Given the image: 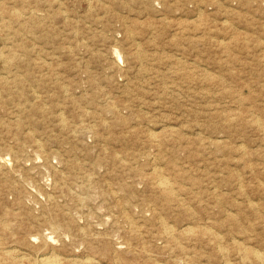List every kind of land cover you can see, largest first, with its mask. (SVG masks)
<instances>
[{"label": "rangeland", "instance_id": "1", "mask_svg": "<svg viewBox=\"0 0 264 264\" xmlns=\"http://www.w3.org/2000/svg\"><path fill=\"white\" fill-rule=\"evenodd\" d=\"M0 29V38L2 39L0 40V75H2L0 77V96H2L0 97V109L2 110H0V125L7 123L3 124L2 127L0 126V131L2 130L0 140L3 141L2 143L0 141V147L3 148H0V150L4 151L0 152V195L6 192L0 196L3 203H0V208L4 211L0 209V256L6 259L0 257V262L4 261L0 264L6 262V264H42L40 262L42 258H51L55 264H104L103 262L106 264H143V262L145 264H264V0H0ZM5 39L7 40L5 41ZM14 54L16 55L14 56ZM17 55L19 56L17 57ZM7 60L13 65L8 63ZM57 80L61 85L58 84ZM43 83L45 87L42 86ZM61 87L63 88L61 89ZM18 88L19 90H17ZM69 90L71 91L69 92ZM103 94L105 95L103 96ZM82 100H85V102L83 103ZM104 100L107 103L103 102ZM57 102L58 104H56ZM74 102L76 104L80 103L79 105L82 106L80 107L78 104L77 106ZM93 102L94 104H92ZM39 105L41 109L38 107ZM58 105L63 108H59ZM70 105L74 106V109ZM64 106H66V109ZM79 107L81 110L77 109ZM102 107L103 111L112 110L115 116L112 115L111 111H105L107 114L101 112ZM122 107H125L126 110ZM88 108L91 110H88ZM52 110L55 111V114L52 113ZM58 110L60 111L57 113ZM49 111L52 115H44L45 118H43L44 113L47 112L46 115L50 114ZM38 113L39 116L37 117ZM56 114H58L57 119ZM107 117H109V120H106ZM87 118L89 119L87 120ZM116 118H119L120 121L126 118L124 122L129 123L122 122L120 124V121ZM69 120L70 124L67 123ZM72 120L73 122H71ZM102 121L104 122L102 123ZM105 122L108 123L105 124ZM16 124L18 125L16 126ZM80 124L81 126H79ZM92 124L96 126V128L93 126L95 129H92ZM104 124L106 125L105 130ZM67 125L72 130L68 129ZM118 125L120 126L118 127ZM62 126H67V129L65 127L63 130ZM88 127L90 128L88 129ZM48 129L51 133H54L52 136ZM90 129L94 131L92 132ZM127 129L129 135L124 134L127 133ZM86 130L89 132H85ZM78 131L82 134L85 132L83 135L85 137L82 136L81 138L82 134L78 135ZM122 132L124 133L122 134ZM86 134L88 135L86 136ZM104 135L109 138V141L102 138ZM92 136L94 137L91 138ZM135 136L138 137L135 138ZM66 137L68 138L66 139ZM72 137H76L77 139H74L77 141L74 142L75 140ZM112 137L115 139L113 140ZM11 138L12 141H10ZM52 140L54 141L52 142ZM60 141L62 144L59 143ZM96 142L99 144L95 148ZM64 143L68 147L64 146ZM16 145L21 149L14 148ZM73 147L77 149L74 151ZM30 148L34 149L35 153ZM91 148H94V152ZM105 148L106 150H104ZM37 149L39 151L36 152ZM86 149L87 151H85ZM110 149L112 151H109ZM9 150L11 151L9 152ZM15 150L16 152H14ZM12 151L16 154H10ZM75 152L77 153L75 154ZM5 153L8 154L5 156ZM50 154L52 155L51 158H49ZM58 154L59 157H57ZM128 156H130V159ZM24 157L28 160H24ZM96 158H99L98 163H102L99 164L103 167L97 166ZM33 159L35 160L33 161ZM37 159L42 160V162ZM111 159L114 162H111ZM87 160H89V163ZM115 160H117L116 163ZM76 161L79 163H76ZM103 161H105V166ZM8 163L12 165L8 166ZM67 166H69V169ZM84 166L88 171L85 170ZM95 166L94 171L91 167L94 168ZM33 167L38 170L36 168L34 170ZM123 167L126 169L122 170ZM74 168H76L75 171ZM82 169L86 172L81 171ZM111 169H113V172ZM116 170L125 175H121ZM77 171L80 173L78 174ZM126 171L128 173H125ZM168 171H171L172 174ZM4 172H6V175L3 174ZM135 172H137V175L140 173L146 178L144 176L139 177L142 176L140 174L137 176ZM40 173L42 174L40 175ZM92 173H97L99 176L97 174L86 175ZM109 175L113 179L116 177L115 181ZM126 175L133 177L128 176L129 178L126 179ZM177 175L180 177L179 179ZM8 177L16 181L14 182L12 179L11 181ZM85 178L88 181L83 186L86 183ZM104 178L106 181L112 180V182H105ZM123 178L128 183L123 182ZM98 179H101V182L95 181ZM1 180L5 184L1 183ZM66 180L67 182H64ZM80 180L82 183L79 182ZM8 182L9 184H7ZM121 182L123 187H121ZM89 184L95 188H91ZM42 186L44 188H39ZM101 187L104 188L101 189ZM113 187L115 189L112 190ZM117 187H120V190L123 188L125 191L117 190ZM130 190H132V194L129 192ZM133 191L135 192L133 193ZM141 191L142 193H140ZM30 193H33L32 196ZM7 195H9V198H7ZM71 195H74V197ZM159 195L163 197L159 198ZM123 196L126 199H122ZM165 197L166 200H169L166 201ZM3 198L9 199V201ZM73 198L74 200H72ZM93 199L96 200L93 201ZM175 199L179 200L176 201L177 204ZM81 201L83 204H79ZM146 201L152 202L146 203ZM163 201L168 202V206ZM15 202L16 205H14ZM92 202L97 203L93 204ZM103 203L105 204L102 206ZM138 203L139 206L145 207L139 209ZM114 204L116 207H114ZM32 206L34 209H31ZM168 207L171 209H168ZM70 208L71 212L68 210ZM98 208L99 211L97 212L96 209L98 210ZM131 209L132 213H130ZM142 210L146 215L141 213ZM74 211L78 214H72ZM120 211L123 214V219H126L125 222H123V219L120 221L119 217H122ZM180 211L183 213H180ZM6 212L10 213L9 217ZM88 213L94 215L90 216ZM152 213L154 218H151ZM6 214L7 216H5ZM116 214L120 215L117 216ZM180 214H183L182 217H180ZM1 216H5V219ZM190 216H192V220ZM12 218L17 219V222H14L15 220ZM45 219H48V222L44 221ZM150 220L152 223H150ZM11 221L17 224L14 225L13 223V226L10 223ZM98 222L102 225H97ZM112 222L113 224H110ZM77 223L80 226H77ZM84 223L85 225H83ZM42 224H45V226H42ZM93 224L98 227V230ZM161 225L163 226L162 233L158 231L159 228L161 229ZM81 226H86L84 229L87 228V230H84ZM8 228L10 232L7 230ZM27 228H30V230ZM120 228L123 230H120ZM11 229L14 231H11ZM15 229L18 231H15ZM111 229H116V233ZM65 230L66 232H64ZM27 233L29 238L26 236ZM33 233L37 234L32 235ZM100 233H103V235H100ZM112 233L117 235L113 234L112 236ZM109 235L113 237V240ZM72 236L75 237L72 238ZM135 236L140 238H135ZM123 240L126 242L123 243ZM80 241H82L81 244L78 243ZM62 242L65 244L63 245ZM149 242H151V245ZM73 243L78 245L74 247ZM68 245L69 248H66ZM30 246H32L31 249ZM41 247L43 248L40 250ZM63 247L66 248L65 251ZM99 249L103 253H100ZM44 250L48 251V254ZM141 250L143 254L145 253L144 256H147L146 258L141 257ZM39 251L41 252L39 253ZM106 251H111V253ZM72 252H74V255ZM96 252L101 256L96 257L95 255H98ZM126 252L128 254L133 252L134 257ZM119 253L125 256H120ZM65 254L66 257H63ZM89 254L90 256H88ZM80 255H84V257L82 258ZM116 255L120 257L118 258ZM108 259L110 262H108Z\"/></svg>", "mask_w": 264, "mask_h": 264}, {"label": "bare ground", "instance_id": "2", "mask_svg": "<svg viewBox=\"0 0 264 264\" xmlns=\"http://www.w3.org/2000/svg\"><path fill=\"white\" fill-rule=\"evenodd\" d=\"M18 2H19V1H18ZM20 3H21V2H20ZM22 3H23V2H22ZM21 7H22V6H21ZM28 10H29V9H28ZM31 10H32V8H31ZM33 10H34V9H33ZM32 12H33V11H32ZM20 13H21V11H20ZM23 13H24V12H23ZM27 13H28V12H27ZM18 15H19V14H18ZM32 16H34V15H32ZM32 19H33V18H32ZM29 20H30V19H29ZM38 20H39V19H38ZM38 20H37V21H38ZM41 20H42V19H41ZM41 20H40V21H41ZM43 20H44V19H43ZM32 21H33V20H32ZM66 23H67V22H66ZM39 24H40V23H39ZM41 24H42V23H41ZM25 26H26V25H25ZM24 28H25V27H24ZM0 30H1V29H0ZM2 32H3V31H2ZM37 33H38V32H37ZM1 35H2V34H1ZM47 36H48V35H47ZM0 40H2V39L0 38ZM6 40H7V39H5V41H6ZM14 40H15V39H14ZM2 44H3V43H2ZM9 44H10V43H9ZM12 45H13V44H12ZM0 47H1V46H0ZM1 50H2V49H1ZM7 53H8V52H7ZM11 53H12V52H11ZM117 53H118V52H117ZM6 55H7V54H6ZM8 55H9V53H8ZM15 55H16V54H14V56H15ZM116 55H117V54H116ZM18 56H19V55H17V57H18ZM17 57H16V58H17ZM19 58H20V57H19ZM117 58H118V57H117ZM119 58H120V56H119ZM20 60H21V59H20ZM1 61H2V60H1ZM3 61H4V59H3ZM7 61H8V63H11V62H9V60H7ZM7 61H6V62H7ZM117 61H118V60H117ZM17 62H18V60H17ZM23 62H24V61H23ZM3 63H4V62H3ZM3 63H2V64H3ZM11 64L13 65V63H11ZM7 65H8V64H7ZM2 66H3V65H2ZM23 66H24V65H23ZM1 68H2V67H1ZM3 68H5V67L3 66ZM7 68H8V67H7ZM8 69H9V68H8ZM14 69H15V68H14ZM15 70H16V69H15ZM6 73H7V72H6ZM6 73H3V74H6ZM14 74H15V73H14ZM20 74H21V73H20ZM6 75H7V74H6ZM6 75H5V76H6ZM1 76H2V75H0V77H1ZM17 76H20V75H17ZM20 77H21V76H20ZM58 77H59V75H58ZM2 78H3V77H2ZM2 78H1V79H2ZM16 78H17V77H16ZM23 78H24V77H23ZM10 79H11V78H10ZM12 80H13V79H12ZM24 80H25V78H24ZM58 80H59V79H58ZM58 80H57V81H58ZM3 81L6 82V80H4V79H3ZM10 81H11V80H10ZM43 81H44V80H43ZM45 81H46V80H45ZM45 81H44V82H45ZM54 81H55V80H54ZM57 81H56V82H57ZM34 82H35V81H34ZM52 82H53V81H52ZM90 82H91V81H90ZM8 83L10 84L9 79H8ZM8 83H7V84H8ZM26 83H27V82H26ZM53 83H55V82H53ZM9 84H8V85H9ZM19 84H20V83H19ZM51 84H52V83H51ZM51 84H50V85H51ZM58 84H60L59 81H58ZM58 84H57V86H58ZM5 85H6V84H5ZM38 85H39V84H38ZM40 85H41V84H40ZM45 85H46V84H45ZM60 85H61V84H60ZM62 85H63V84H62ZM14 86H15V85H14ZM42 86H44V83H43ZM51 86H52V85H51ZM69 86H70V84L68 85V88H69ZM7 87H8V86H7ZM32 87H33V86H32ZM44 87H45V86H44ZM58 87H59V86H58ZM58 87H57V88H58ZM66 87H67V86H66ZM5 88H6V87H5ZM8 88H9V87H8ZM57 88H56V89H57ZM62 88H63V87H61V89H62ZM64 88H65V87H64ZM68 88H67V89H68ZM15 89H16V88H15ZM30 89H31V87H30ZM34 89H35V88H34ZM49 89H50V88H49ZM17 90H19V88H18ZM35 90H37V89H35ZM95 90H96V89H95ZM15 91H16V90H15ZM38 91H39V90H38ZM38 91H37V92H38ZM70 91H71V90H69V92H70ZM98 91H99V90H98ZM33 92H34V91H33ZM63 92H64V91H63ZM69 92H67V93H69ZM94 92H95V91H94ZM99 92H101V91H99ZM99 92H98V93H99ZM2 93H3V92H2ZM2 93H1V94H2ZM10 93H11V92H10ZM54 93H55V91H54ZM54 93H53V95H54ZM57 93H58V92H57ZM60 93H61V92H60ZM103 93H104V92H103ZM7 94H8V93H7ZM19 94H20V93H19ZM70 94H71V93H70ZM92 94H93V93H92ZM92 94H91V95H92ZM3 95H5V94H3ZM40 95H41V94H40ZM53 95H52V96H53ZM85 95H86V94H85ZM85 95H84V96H85ZM94 95H96V94L94 93ZM104 95H105V94H103V96H104ZM7 96H8V95H7ZM9 96H10V95H9ZM65 96H67V95H65ZM69 96H70V95H69ZM81 96H82V95H81ZM88 96H89V95H88ZM0 97H2V96H0ZM14 97H15V96H14ZM70 97H72V96H70ZM70 97H69V98H70ZM93 97H96V96H93ZM97 97H98V96H97ZM101 97H102V96H101ZM105 97H106V96H105ZM7 98H8V97H7ZM15 98H16V97H15ZM34 98H35V97H34ZM39 98H40V97H39ZM81 98H82V97H81ZM87 98H88V97H87ZM90 98H92V97H90ZM99 98H100V97H99ZM0 99H1V98H0ZM23 99H24V98H23ZM29 99H30V97H29ZM42 99H43V98H42ZM42 99H41V100H42ZM84 99H85V98H84ZM97 99H98V98H97ZM7 100H8V99H7ZM11 100H12V98H11ZM37 100H38V98H37ZM57 100H58V99H57ZM70 100H71V99H70ZM75 100H76V99H75ZM91 100H92V99H91ZM102 100H103V98H102ZM102 100H101V101H102ZM50 101H53V100H50ZM58 101H59V100H58ZM64 101H65V100H64ZM94 101H95V100H94ZM101 101H100V102H101ZM70 102H72V101H70ZM77 102H79V101H77ZM82 102L84 103L85 100H82ZM103 102H106V103H107V101H105V100H104ZM118 102H119V101H118ZM40 103H43V102H40ZM47 103H48V101H47ZM63 103H64V102H63ZM67 103H68V102H67ZM67 103H66V104H67ZM72 103H73V102H72ZM87 103H88V102H87ZM109 103H110V102H109ZM8 104H9V103H8ZM26 104H27V103H26ZM36 104H37V103H36ZM38 104H39V103H38ZM43 104H44V103H43ZM56 104H58V102H57ZM68 104H69V103H68ZM74 104H76V103L74 102ZM74 104H73V105H74ZM77 104L79 105L80 103H77ZM77 104H76V105H77ZM92 104H94V102H93ZM98 104H99V102L97 103V105H98ZM115 104H116V103H115ZM124 104H125V103H124ZM51 105H52V104H51ZM51 105H50V106H51ZM53 105H54V104H53ZM53 105H52V106H53ZM61 105H62V104H61ZM78 105H77V106H78ZM89 105H91V104L89 103ZM118 105H119V104H118ZM122 105H123V104H122ZM126 105H127V104H126ZM4 106H5V105H4ZM50 106H49V107H50ZM70 106L72 107V105H70ZM79 106H80V105H79ZM81 106H82V105H81ZM81 106H80V107H81ZM100 106H102V105H100ZM109 106H110V104H109ZM115 106H116V105H115ZM124 106H125V105H124ZM15 107H16V106H15ZM20 107H21V106H20ZM20 107H19V108H20ZM36 107H37V105L35 106V109H36ZM38 107H40V109H41V106H40V105H39ZM58 107L60 108V107H62V106H59V105H58ZM65 107H66V106H64V108H65ZM73 107H74V106H73ZM73 107H72V108H73ZM80 107L77 108V109H80ZM85 107H86V106H85ZM98 107H99V105H98ZM98 107H97V108H98ZM106 107H107V106H106ZM118 107H121V106H118ZM126 107H127V106H126ZM6 108H7V107H6ZM19 108H18V109H19ZM23 108H25V107H23ZM23 108H22V109H23ZM50 108H52V107H50ZM62 108H63V107H62ZM67 108H68V107H67ZM91 108L93 109V106H92ZM104 108H105V107H104ZM122 108H124V110H126L125 107H122ZM10 109H11V108H10ZM22 109H21V110H22ZM32 109H33V108H32ZM38 109H39V108H38ZM40 109H39V110H40ZM65 109H66V108H65ZM65 109H64V110H65ZM73 109H74V108H73ZM89 109H90V108H88V110H89ZM99 109H100V108H99ZM120 109H121V108H120ZM0 110H1V109H0ZM26 110H27V109H26ZM26 110H25V111H26ZM53 110H54V109H53ZM53 110H52V113L55 112V111L53 112ZM61 110H62V109H61ZM64 110H63V111H64ZM75 110H76V109H75ZM80 110H81V109H80ZM82 110H83V109H82ZM90 110H91V109H90ZM122 110H123V109H122ZM1 111H2V110H1ZM7 111H8V110H7ZM32 111H33V110H32ZM32 111H31V112H32ZM43 111H44V110H43ZM47 111H48V110H47ZM50 111H51V110H50ZM50 111H49V112H50ZM59 111H60V110H58V111H56V112L58 113ZM67 111H68V110H67ZM83 111H84V110H83ZM85 111H86V110H85ZM92 111H93V110H92ZM98 111H99V110H98ZM100 111H101V110H100ZM105 111H106V112L111 111V113H112V110H109V111L105 110ZM105 111H103V107H102V111H101V112H105ZM8 112H9V111H8ZM8 112H7V113H8ZM27 112H29V111H27ZM41 112H42V110H41ZM41 112H40V113H41ZM77 112H78V111H77ZM106 112H105V113H106ZM121 112H122V111H121ZM7 113H6V114H7ZM43 113H44V112H43ZM46 113H47V112H46ZM46 113L43 114V116H42L43 118H45L44 115H45V116H50V115H52L51 112H50L49 115H46ZM71 113H72V112H71ZM73 113H74V112H73ZM82 113H83V112H82ZM84 113H85V112H84ZM88 113H89V112H88ZM111 113H110V114H111ZM2 114H3V113H2ZM4 114H5V113H4ZM6 114H5V115H6ZM54 114H55V113H54ZM61 114H62V113H61ZM61 114H60V115H61ZM77 114H78V113H77ZM100 114L103 115L102 113H100ZM106 114H107V113H106ZM113 114H114V112L112 113V115H113ZM117 114H118V113H117ZM8 115H9V113H8ZM12 115L14 116V114H12ZM15 115H16V114H15ZM30 115H31V114H30ZM79 115H80V113H79ZM84 115H85V114H84ZM84 115H83V116H84ZM92 115H93V112H92ZM92 115H91V116H92ZM96 115H97V114L95 113V116H96ZM98 115H99V113H98ZM38 116H39V113H38L37 117H38ZM53 116H54V115H53ZM57 116H58V114H56V119H57ZM64 116H65V115H64ZM74 116H75V114H74ZM88 116H89V115H88ZM99 116H100V115H99ZM103 116H104V115H103ZM107 116H108V115H107ZM113 116H115V115H113ZM116 116H117V115H116ZM122 116H123V115H122ZM62 117H63V116H62ZM75 117H76V116H75ZM104 117H105V116H104ZM109 117H110V116H109ZM109 117H107L106 120H107ZM128 117H129V116H128ZM3 118H4V117H3ZM3 118H2V119H3ZM10 118H13V117H10ZM10 118H8V119H10ZM14 118H15V117H14ZM52 118H53V117H52ZM59 118H60V117H59ZM63 118H64V117H63ZM81 118H82V116H81ZM89 118H90V116H89ZM89 118H87V120H88ZM92 118H94V117H92ZM120 118H121V117H120ZM50 119H51V117H50ZM53 119L56 120L55 118H53ZM96 119H97V118H96ZM116 119H117V118H116ZM125 119H126V118H125ZM125 119H124V120H125ZM128 119H130V118H128ZM128 119H127V120H128ZM42 120H43V119H42ZM42 120H41V121H42ZM63 120H64V119H63ZM79 120H80V119H79ZM82 120H83V119H82ZM82 120H81V121H82ZM102 120H103V119H102ZM104 120H105V118H104ZM108 120H109V119H108ZM117 120H119V118H118ZM124 120H123V121H122V120H121V121L119 120V121H120V124H121L122 122H124ZM1 121H2V120H1ZM16 121H17V119H16ZM18 121H19V120H18ZM29 121H30V120H29ZM48 121H49V120H48ZM59 121H60V120H59ZM59 121H58V122H59ZM64 121H65V120H64ZM95 121H97V120H95ZM115 121H116V120H115ZM119 121H118V122H119ZM129 121H130V120H129ZM10 122H11V119H10ZM19 122H20V121H19ZM45 122H46V121H45ZM54 122H55V121H54ZM58 122H56V123L59 124ZM60 122H61V121H60ZM69 122H70V120H69L67 123H69ZM71 122H73V120H72ZM83 122H84V121H83ZM100 122H101V121H100ZM100 122H99V123H100ZM103 122H104V121H102V123H103ZM108 122H109V121H108ZM108 122H105V124H107ZM2 123H3V122H2ZM2 123H1V124H2ZM11 123H13V122H11ZM20 123H21V122H20ZM25 123H26V121H25ZM33 123H34V122H33ZM40 123H41V122H40ZM65 123H66V122H65ZM87 123H88V125H89V122H88V121H87ZM87 123H86V124H87ZM91 123H92V122H91ZM91 123H90V124H91ZM94 123H95V122H94ZM102 123H101V124H102ZM113 123H114V121L112 122V124H113ZM124 123H125V122H124ZM124 123H123V124H124ZM127 123H129V122H127ZM127 123H125V124H127ZM3 124H7V123H3ZM3 124L0 125V126L2 127ZM14 124H15V123H14ZM14 124H13V125H14ZM42 124H43V123H42ZM69 124H70V123H69ZM86 124H85V125H86ZM105 124H104V125H105ZM115 124H117V123L115 122ZM9 125H10V124H9ZM17 125H18V124H16V126H17ZM43 125H44V124H43ZM108 125H109V124H108ZM5 126H8V125H5ZM14 126H15V125H14ZM30 126H31V125H30ZM44 126H45V125H44ZM53 126H55V125H53ZM58 126H59V125H58ZM58 126H56V127H58ZM67 126H68V125H67ZM67 126H64V127L62 126V127H63V130H64L65 127H66L65 129H67ZM79 126H81V124H80ZM91 126L93 127V126H95V125L92 124ZM97 126H98V124H97ZM100 126H102V125H100ZM111 126H112V125H111ZM119 126H120V125H118V127H119ZM121 126H122V125H121ZM248 126H249V125H248ZM10 127H11V126H10ZM12 127H13V126H12ZM21 127H22V126H21ZM27 127H28V126H27ZM48 127H50V126H48ZM56 127H55V128H56ZM60 127H61V126H60ZM71 127H73V126H71ZM85 127H86V126H85ZM85 127H84V130H85ZM92 127H91V128H92ZM105 127H106V125L104 126V130H105ZM116 127H117V126H116ZM3 128H4V127H3ZM3 128H2V129H3ZM15 128H16V127H15ZM24 128H26V127H24ZM24 128H23V129H24ZM55 128H54V129H55ZM86 128H87V127H86ZM89 128H90V127H88V129H89ZM95 128H96V126H95ZM95 128L93 127L92 129H95ZM113 128H114V127H113ZM113 128H112V129H113ZM11 129H13V128H11ZM20 129H21V128H20ZM46 129H47V127H46ZM54 129H53V131H54ZM68 129H70L69 126H68ZM81 129H83V128H81ZM88 129H87V130H88ZM106 129H107V128H106ZM110 129H111V128H110ZM128 129H129V128H128ZM128 129H127V133H128V134H127V133H124V132H122V134L124 133V134H126V135H129ZM28 130L30 131L29 128H28ZM33 130H34V129H33ZM51 130H52V129H51ZM61 130H62V129H61ZM61 130H60V131H61ZM63 130H62V131H63ZM70 130H72V129H70ZM84 130H83V131H84ZM87 130H86L85 132H89V131H87ZM90 130H91V129H90ZM99 130H100V128H99ZM99 130H98V131H99ZM108 130H109V129H108ZM124 130H125V129H124ZM124 130H123V131H124ZM1 131H2V130H1ZM1 131H0V132H1ZM8 131H9V129H8ZM8 131H7V132H8ZM12 131H13V130H12ZM14 131H15V130H14ZM25 131L27 132V130H25ZM48 131H49V133H51L49 129H48ZM58 131H59V130H58ZM62 131H61V133H62ZM91 131H92V130H91ZM91 131H90V133H91ZM93 131H94V130H93ZM93 131H92V132H93ZM96 131H97V129H96ZM16 132H17V130H16ZM54 132H55V131H54ZM69 132H70V131H69ZM73 132H75V131H73ZM85 132L82 134L81 132L78 131L77 134H78V135H81V134H82V135H81V138H82V136L85 134ZM28 133H29V132H28ZM33 133H34V132H33ZM59 133H60V132H59ZM65 133H66V131H65ZM70 133H72V132H70ZM80 133H81V134H80ZM5 134H6V133H5ZM12 134H13V132H12ZM19 134H20V133H19ZM21 134H22V133H21ZM31 134H32V132H31ZM52 134H54V133H51V136H52ZM63 134H64V133H63ZM67 134H68V133H67ZM67 134H66V135H67ZM94 134H95V133H94ZM94 134H93V135H94ZM96 134H97V132H96ZM98 134H100V133H98ZM113 134H114V133H113ZM122 134H120V135H122ZM132 134H133V133H132ZM134 134H135V133H134ZM134 134H133V135H134ZM155 134H157V133H155ZM1 135H2V134H1ZM15 135H16V134H15ZM25 135H26V134H25ZM35 135H36V134H35ZM35 135H34V136H35ZM60 135H61V134H60ZM70 135H71V134H70ZM72 135H73V134H72ZM87 135H88V134H86V136H87ZM89 135H91V134H89ZM102 135H103V134H102ZM105 135H106V134H105ZM105 135H104V137H102V138H105V140L107 139V141H109V140H108L109 138H106ZM109 135H110V133H109ZM120 135H119V136H120ZM28 136H29V135H28ZM28 136H27V137H28ZM34 136H32V137L34 138ZM53 136H54V135H53ZM57 136H58V135H57ZM100 136H101V134H100ZM154 136H155V135H154ZM2 137H3V136H2ZM8 137H9V136H8ZM12 137H13V135H12ZM14 137H15V136H14ZM54 137L56 138V136H54ZM68 137H69V136H68ZM68 137H66V139H67ZM83 137H85V136H83ZM93 137H94V136H92L91 138H93ZM96 137H97V135H96ZM113 137H114V136H113ZM113 137H112V139H113ZM122 137H123V136H122ZM133 137H134V136H133ZM136 137H138V136H135V138H136ZM5 138H6V137H5ZM35 138H36V137H35ZM62 138H63V137H62ZM72 138H73V137H72ZM74 138H76V137H74ZM74 138H73V139H74ZM78 138H79V136H78ZM99 138H101V137H99ZM102 138H101V140H102ZM157 138H158V136H157ZM7 139H8V138H7ZM15 139H16V138H15ZM15 139H14V140H15ZM29 139H30V138H29ZM29 139H28V140H29ZM36 139H37V138H36ZM66 139H65V140H66ZM76 139H77V138H76ZM94 139H97V138H94ZM114 139H115V138H114ZM114 139H113V140H114ZM152 139H153V137H152ZM12 140H13V139L11 138L10 141H12ZM28 140H27V141H28ZM30 140H31V139H30ZM44 140H45V139H44ZM54 140H55V139H54ZM54 140H52V142H53ZM56 140H57V139H56ZM69 140H71V139H69ZM74 140H75V139H74ZM84 140H85V139H84ZM84 140H83V141H84ZM158 140H159V139H158ZM0 141H1V140H0ZM5 141H6V140H5ZM34 141H35V140H34ZM76 141H77V140H75L74 142H76ZM81 141H82V140H81ZM122 141H123V140H122ZM124 141H125V139H124ZM129 141H130V140H129ZM153 141H154V139H153ZM166 141H167V140H166ZM2 142H3V141H1V143H2ZM15 142H16V141H15ZM21 142H22V141H21ZM30 142H31V141H30ZM32 142H33V141H32ZM32 142H31V143H32ZM35 142H36V141H35ZM41 142H42V141H41ZM71 142H72V141H71ZM85 142H87V141H85ZM85 142H84V143H85ZM99 142H100V140H99ZM103 142H104V141H103ZM127 142H128V141H127ZM164 142H165V139H164ZM28 143H29V142H28ZM33 143H34V142H33ZM43 143H44V142H43ZM43 143H42V144H43ZM56 143H57V142H56ZM59 143H61V141H60ZM129 143L131 144V142H129ZM157 143H159V142H157ZM20 144H22V143H20ZM45 144H46V143H45ZM45 144H44V145H45ZM54 144H55V143H54ZM61 144H62V143H61ZM79 144H80V143H79ZM81 144H82V143H81ZM85 144H86V143H85ZM97 144H99V143L96 142L95 148H96V146H98ZM100 144H102V143H100ZM104 144H105V142H104ZM8 145H9V144H8ZM8 145H7V146H8ZM10 145H11V144H10ZM18 145H19V144H18ZM22 145H23V144H22ZM28 145L30 146L31 144H28ZM36 145H37V144H36ZM39 145H40V144H39ZM57 145H58V144H57ZM63 145L68 147V145H67V144L65 145V143H64ZM88 145H89V144H88ZM93 145H94V143H93ZM105 145H107V144H105ZM4 146H5V144H4ZM25 146H27V145L25 144ZM46 146H47V145H46ZM61 146H62V145H61ZM19 147H20V146H19ZM22 147H24V146H22ZM27 147H28V146H27ZM33 147H35V146H33ZM33 147H32V148H33ZM39 147H41V146H39ZM42 147H44V146H42ZM75 147H76V146H75ZM91 147H93V146H91ZM100 147H102V146H100ZM104 147H106V146H104ZM109 147H110V146H109ZM0 148H2V147H0ZM14 148H18L17 145H16V147H14ZM24 148H25V147H24ZM28 148H29V147H28ZM32 148H30V149L33 150L32 152L35 153L34 149H32ZM36 148H37V147H36ZM78 148H79V147H78ZM82 148H83V146H82ZM88 148H89V146H88ZM106 148H107V147H106ZM106 148H105L104 150H106ZM2 149H3V148H2ZM18 149H21V148H18ZM18 149H17V151H20V150H18ZM38 149H39V148H38ZM38 149L36 150V152L39 151ZM56 149H57V148H56ZM64 149L66 150V148H64ZM68 149H69V148H68ZM76 149H77V148H76ZM76 149H74V147H73V150H74V151H75ZM91 149H92V151L94 150V148H91ZM97 149H98V148H97ZM99 149H100V148H99ZM108 149H109V148H108ZM130 149H131V148H130ZM130 149H129V150H130ZM11 150H12V149H11ZM11 150H9V152H10ZM28 150H29V149H28ZM49 150H50V148H49ZM52 150H53V149H52ZM82 150H83V149H82ZM82 150H81V151H82ZM23 151H24V150H23ZM26 151H27V150H26ZM29 151H30V150H29ZM42 151H44V150H42ZM79 151H80V150H79ZM85 151H87V149H86ZM98 151H100V150H98ZM98 151H97V152H98ZM109 151H112V150L110 149ZM123 151H124V150H123ZM0 152H4V151H1V150H0ZM14 152H16V150H15ZM20 152H21V151H20ZM57 152H58V151H57ZM57 152H55V153H57ZM77 152H78V151H77ZM77 152H75V154H76ZM82 152H83V151H82ZM93 152H94V151H93ZM103 152H104V151H103ZM125 152H127V151H125ZM131 152H132V151H131ZM135 152H137V151H135ZM12 153H13V151H12L10 154H12ZM27 153H29V152H27ZM34 153H33V155H34ZM44 153H45V152H44ZM46 153H47V152H46ZM51 153H53V152H51ZM86 153H88V152H86ZM101 153H102V152H101ZM109 153H110V152H109ZM113 153H114V152H113ZM122 153H124V152H122ZM6 154H8V153H5V156H6ZM13 154H16V153H13ZM23 154H24V153H23ZM25 154H26V153H25ZM31 154H32V153H31ZM38 154H39V153H38ZM71 154H72V153H71ZM73 154H74V153H73ZM83 154H84V153H83ZM89 154H90V153H89ZM95 154H96V153H95ZM98 154H99V153H98ZM98 154H97V155H98ZM103 154H104V153H103ZM105 154H106V153H105ZM126 154H127V153H126ZM126 154H125V156H126ZM131 154L133 155V153H131ZM0 155H1V153H0ZM26 155H27V154H26ZM35 155H36V154H35ZM43 155H44V154H43ZM43 155H42V156H43ZM48 155H49V153H48ZM48 155H47V156H48ZM81 155H82V154H81ZM100 155H101V154H100ZM107 155H108V154H107ZM109 155H110V154H109ZM123 155H124V154H123ZM2 156H3V155H2ZM14 156L16 157V155H14ZM37 156H38V155H37ZM37 156H36V157H37ZM44 156H45V155H44ZM51 156H52V155L50 154L49 158H51ZM62 156H63V155H62ZM87 156H88V155H87ZM87 156H85V157H87ZM89 156H90V155H89ZM95 156H96V155H95ZM7 157H8V155H7ZM11 157H12V156H11ZM55 157H56V155H55ZM57 157H59V154H58ZM66 157H67V156H66ZM71 157H72V156H71ZM76 157H78V156H76ZM96 157H97V156H96ZM98 157H100V156H98ZM107 157H108V156H107ZM113 157H115V156H113ZM117 157H118V156H117ZM129 157H130V156H128V158H129ZM135 157H137V156H135ZM135 157H134V158H135ZM22 158H23V157H22ZM24 158H25L24 160L27 159L26 157H24ZM29 158H31V157H29ZM32 158H33V157H32ZM46 158H47V157H46ZM52 158H53V157H52ZM61 158H62V157H61ZM63 158H64V157H63ZM67 158H68V157H67ZM82 158H83V157H82ZM87 158L89 159V157H87ZM87 158H86V159H87ZM131 158L133 159L132 156H131ZM12 159H13V157H12ZM20 159H21V158H20ZM43 159H45V158H43ZM74 159H75V158H74ZM80 159H81V158H80ZM80 159H79V160H80ZM94 159H95V158H94ZM96 159H97V158H96ZM98 159H99V158H98ZM98 159H97V163H98ZM103 159H104V158H103ZM105 159H106V158H105ZM109 159H110V157H109ZM114 159H116V157H115ZM114 159H113V160H114ZM126 159H127V156H126ZM129 159H130V158H129ZM157 159H158V158H157ZM17 160H18V159H17ZM24 160H23V161H24ZM27 160H28V159H27ZM29 160H30V159H29ZM34 160H35V159H33V161H34ZM37 160L39 161L40 159H37ZM49 160H50V159H49ZM51 160H52V159H51ZM51 160H50V161H51ZM77 160H78V159H77ZM82 160H83V159H82ZM92 160H93V159H92ZM117 160H118V158H117ZM117 160H115V163H116ZM133 160H135V159H133ZM7 161H8V160H7ZM12 161H13V160H12ZM15 161H16V160H15ZM40 161L42 162V160H40ZM44 161H45V160H44ZM47 161H48V160H47ZM67 161H68V160H67ZM83 161H84V160H83ZM88 161H89V160H87V162H88ZM95 161H96V160H95ZM95 161H94V164H95ZM105 161H106V160H105ZM105 161H103V162H104V166H105ZM110 161H111V162H114V161H112V159H111ZM2 162H3V161H2ZM24 162H25V161H24ZM59 162H60V160H59ZM62 162H63V161H62ZM62 162H61V163H62ZM106 162L108 163V161H106ZM28 163L30 164V162H28ZM46 163H47V162H46ZM48 163H50V162L48 161ZM51 163H52V162H51ZM67 163H68V162H67ZM76 163H79V162L76 161ZM88 163H89V162H88ZM99 163H100V162H99ZM99 163L97 164V166L99 165V166L103 167V165H100V164H102V163H100V164H99ZM119 163H121V162H119ZM119 163H118V164H119ZM129 163H131V162H129ZM0 164H1V162H0ZM10 164H11V163H10ZM10 164L8 163V166H9ZM29 164H28V165H29ZM32 164H33V163H32ZM70 164H71V163H70ZM91 164H92V163H91ZM94 164H93V165H94ZM123 164H124V163H123ZM132 164H133V163H132ZM11 165H12V164H11ZM47 165H48V164H47ZM47 165H46V166H47ZM50 165H51V164H50ZM55 165H56V163H55ZM63 165H64V164H63ZM89 165H90V164H89ZM93 165H92V166H93ZM107 165H108V164H107ZM112 165H113V164H112ZM121 165H122V163H121ZM121 165H117V166L120 167ZM38 166H39V165H38ZM40 166H41V164H40ZM51 166H52V165H51ZM86 166H87V165H86ZM90 166H91V165H90ZM124 166H125V165H124ZM126 166H127V165H126ZM131 166H133V165H131ZM171 166H172V165H171ZM42 167H43V166H42ZM44 167H45V164H44ZM53 167H54V166H53ZM65 167H66V166H65ZM73 167H74V165H73ZM77 167H78V165H77ZM80 167H81V166H80ZM84 167H85V166H84ZM107 167H108V166H107ZM107 167H105V168L107 169ZM115 167H116V166H115ZM163 167H164V166H163ZM172 167H173V166H172ZM183 167H184V166H183ZM20 168H21V167H20ZM35 168H36V167H33L34 170H35ZM47 168H48V167H47ZM54 168H55V167H54ZM54 168H53V169H54ZM67 168L69 169V166H67ZM95 168H96V166H95L94 168L91 167V169H93V170H94ZM99 168H100V167H99ZM111 168H112V167H111ZM175 168H177V167H175ZM175 168H174V169H175ZM180 168H181V166H180ZM9 169H11V168H9ZM15 169H16V167H15ZM17 169H18V168H17ZM25 169H26V168H25ZM39 169H40V167H39ZM45 169H46V167H45ZM50 169H51V168H50ZM64 169H65V168H64ZM68 169H67V170H68ZM75 169H76V168H74V171H75ZM113 169H114V168H113ZM113 169H111L112 172H113ZM117 169H118V168H117ZM123 169H126V168L123 167L122 170H123ZM164 169H165V168H164ZM19 170H21V169H19ZM30 170H31V168H30ZM36 170H38V169L36 168ZM54 170H55V169H54ZM54 170H53V171H54ZM58 170H59V169H58ZM67 170H66V171H67ZM85 170H86V167H85ZM122 170H121V171H122ZM129 170H131V169H129ZM129 170H128V171H129ZM159 170H160V169H159ZM165 170H166V169H165ZM175 170H177V169H175ZM175 170H174V171H175ZM9 171H10V170H9ZM11 171H12V170H11ZM22 171H23V170H22ZM42 171H43V169H42ZM42 171H41V172H42ZM44 171H45V170H44ZM49 171H50V170H49ZM66 171H65V172H66ZM69 171H71V170H69ZM72 171H73V170H72ZM72 171H71V172H72ZM81 171H83V169H82ZM86 171H88V170H86ZM86 171H83V172H86ZM94 171H95V170H94ZM108 171H109V170H108ZM116 171H117V170H116ZM116 171H115V172H116ZM124 171H125V170H124ZM128 171H126L125 173H128ZM137 171H138V170H137ZM140 171H141V170H140ZM153 171H154V170H153ZM178 171H179V170H178ZM6 172H7V171H6ZM6 172H4L3 174H5ZM14 172H15V171H14ZM32 172H33V171H32ZM39 172H40V171H39ZM39 172H38V174H39ZM46 172H47V171H46ZM50 172H51V171H50ZM67 172H68V171H67ZM71 172H70V173H71ZM77 172H78V174L80 173L79 171H77ZM83 172H81V173H83ZM96 172H97V171H96ZM106 172H107V170H106ZM109 172H111V171H109ZM117 172H120V171L118 170ZM138 172H139V171H138ZM141 172H142V171H141ZM155 172H156V171H155ZM165 172H166V171H165ZM168 172L170 173L171 171H168ZM10 173H12V172H10ZM29 173H30V172H29ZM59 173H60V171H59ZM63 173H64V171H63ZM73 173H74V172H73ZM75 173H76V172H75ZM131 173H132V172H131ZM135 173H136V175H137V172H135ZM159 173H160V171H159ZM161 173H162V172H161ZM183 173H184V172H183ZM3 174H2V175H3ZM7 174H8V173H7ZM26 174H27V173H26ZM41 174H42V173H40V175H41ZM55 174H56V173H55ZM61 174H62V173H61ZM93 174H95V173H92V174H86V175L88 176V175H93ZM96 174H97V173H96ZM96 174H95V175H96ZM105 174H106V173H105ZM120 174L122 175V174H124V173H121V172H120ZM139 174H140V173H139ZM139 174H138L137 176H139ZM163 174H164V173H163ZM170 174H172V173H170ZM177 174H178V173H177ZM5 175H6V174H5ZM5 175H3V176L5 177ZM17 175H18V174H17ZM66 175H67V174H66ZM71 175H72V174H71ZM75 175H76V174H75ZM83 175H84V174H83ZM101 175H102V174H101ZM110 175H112V174H110ZM110 175H109V176H110ZM124 175H125V174H124ZM124 175H123V177H124ZM134 175H135V174H134ZM140 175H142V174H140ZM154 175H155V174H154ZM180 175H181V174H180ZM50 176H51V175H50ZM52 176H53V175H52ZM72 176H73V175H72ZM72 176H70V177H72ZM97 176H99V175L97 174ZM97 176H96V177H97ZM114 176H115V175H114ZM128 176L130 177V175H126V179H127ZM143 176H144V175L139 176V177H143ZM177 176H178V175H177ZM181 176H182V175H181ZM0 177H1V176H0ZM4 177H3V178H4ZM6 177H7V176H6ZM12 177H13V175H12ZM25 177H26V176H25ZM40 177H41V176H40ZM74 177H75V176H74ZM85 177H86V176H85ZM93 177H95V176H93ZM100 177H101V176H100ZM110 177H111V176H110ZM129 177H128V178H129ZM131 177H133V176H131ZM131 177H130V178H131ZM175 177H176V176H175ZM190 177H191V176H190ZM16 178H17V177H16ZM23 178H24V177H23ZM34 178H35V177H34ZM68 178H69V177H68ZM76 178H78L77 175H76ZM79 178H81V177H79ZM86 178H87V177H86ZM86 178H85V179H86ZM101 178H102V177H101ZM106 178H107V175H106ZM115 178H116V177H115ZM115 178H114V179H115ZM119 178H121V176H119ZM144 178H146V177L144 176ZM169 178H170V177H169ZM176 178H177V177H176ZM176 178H175V179H176ZM179 178H180V177L178 176V179H179ZM184 178H185V177H184ZM8 179H9V177H8ZM11 179L13 180V178H11ZM11 179H9V180H11ZM50 179H51V178H50ZM73 179H74V178H73ZM87 179H88V178H87ZM87 179H86V181H85L86 183H84L83 186L87 184V181H88ZM94 179H96V178H94ZM108 179L110 180V178H108ZM111 179H113V177H111ZM114 179H113V181H115ZM126 179H125V180H126ZM149 179H150V178H149ZM149 179H148V180H149ZM151 179H153V178H151ZM155 179H156V178H155ZM157 179H158V178H157ZM161 179H162V178H161ZM170 179H171V178H170ZM2 180H3V179H2ZM2 180H1V183L3 182ZM12 180H11V181H12ZM17 180H18V178H17ZM23 180H24V179H23ZM40 180H41V179H40ZM67 180H68V179H67ZM67 180L64 181V182H67ZM91 180H92V177H91ZM104 180H105V178H104ZM123 180H124V178H123ZM125 180H124L123 182H125ZM130 180H132V179H130ZM159 180H160V179H159ZM189 180H190V179H189ZM13 181L15 182L16 180H13ZM21 181H22V180H21ZM37 181H38V180H37ZM53 181H55V180H53ZM93 181H94V180H93ZM95 181H100V182H101V179H98V180H95ZM107 181H108V180H107ZM107 181L105 180V182H107ZM132 181H133V180H132ZM149 181H150V180H149ZM151 181H152V180H151ZM172 181H173V180H172ZM179 181H180V180H179ZM17 182H18V181H17ZM71 182H73V181L71 180ZM71 182H70V183H71ZM79 182L82 183L81 180H80ZM83 182H84V181H83ZM100 182H97V183H100ZM103 182H104V181H103ZM108 182H112V180H111V181H108ZM118 182H119V181H118ZM126 182H127V181H126ZM126 182H125V183H126ZM136 182H137V181H136ZM190 182H192V180H190ZM193 182H194V181H193ZM18 183H19V182H18ZM75 183H77V182H75ZM81 183H80V185H82ZM127 183H128V182H127ZM153 183H155V182H153ZM176 183H177V182H176ZM181 183H182V181H181ZM198 183H199V182H198ZM3 184H5V182H3ZM7 184H9V182H8ZM14 184H15V183H14ZM20 184H21V183H20ZM22 184H24V183H22ZM30 184H31V183H30ZM77 184H78V183H77ZM92 184H93V183H92ZM95 184H96V183H95ZM101 184H103V183H101ZM106 184H107V183H106ZM117 184H118V183H117ZM119 184H120V183H119ZM129 184H130V183H129ZM158 184H159V182H158ZM178 184H180V183H178ZM183 184H184V183H183ZM196 184H197V183H196ZM196 184H195V186H196ZM1 185H2V184H1ZM16 185H17V184H16ZM34 185H36V184H34ZM38 185H39V184H38ZM50 185H51V184H50ZM65 185H66V184H65ZM71 185H72V184H71ZM89 185H90V184H89ZM108 185H109V184H108ZM108 185H107V186H108ZM115 185H116V184H115ZM126 185H127V184H126ZM130 185H131V184H130ZM133 185H134V184H133ZM137 185H138V184H137ZM6 186H7V185H6ZM53 186H54V185H53ZM56 186H57V185H56ZM68 186H69V185H68ZM75 186H76V185H75ZM90 186H91V185H90ZM92 186H93V185H92ZM92 186H91V188H95V187H92ZM97 186H98V184H97ZM97 186H96V188H97ZM102 186H104V184H103ZM111 186H112V185H111ZM111 186H110V187H111ZM113 186H114V185H113ZM116 186H117V185H116ZM119 186H120V185H119ZM153 186H154V185H153ZM153 186H152V188H153ZM159 186H160V185H159ZM162 186H164V185H162ZM162 186H161V188H162ZM192 186H193V185H192ZM197 186H198V185H197ZM9 187H10V186H9ZM12 187H13V186H12ZM15 187H16V186H15ZM19 187H20V186H19ZM71 187H73V186H71ZM76 187L79 188L78 186H76ZM86 187H87V186H86ZM121 187H123L122 182H121ZM157 187H158V185H157ZM157 187H156V188H157ZM174 187H175V185H174ZM177 187H178V186H177ZM179 187H180V185H179ZM24 188H25V187H24ZM36 188H38V187H36ZM39 188H44V187L42 186V187H39ZM39 188H38V189H39ZM51 188H52V187H51ZM81 188H82V187H81ZM87 188H88V187H87ZM103 188H104V187H101V189H103ZM106 188H107V187H106ZM108 188H109V187H108ZM108 188H107V189H108ZM119 188H120V187H119ZM119 188L117 187V190H118ZM132 188H133V187H132ZM134 188H136V187H134ZM4 189H7V188H4ZM4 189H3V190H4ZM14 189H15V188H14ZM14 189H11V190H14ZM54 189H55V188H54ZM57 189H58V188H57ZM57 189H56V190H57ZM60 189H61V188H60ZM69 189H70V188H69ZM79 189H80V188H79ZM83 189H84V188H83ZM89 189H90V188H89ZM97 189H98V188H97ZM113 189H115V188L113 187L112 190H113ZM153 189H155V187H154ZM157 189H158V188H157ZM3 190H2V191H3ZM36 190H37V189H36ZM44 190H45V189H44ZM52 190H53V189H52ZM61 190H62V189H61ZM77 190H78V189H77ZM93 190H95V189H93ZM119 190H120V189H119ZM121 190H122V192H123L124 189L121 188ZM121 190H120V191H121ZM133 190H134V189H133ZM161 190H162V189H161ZM164 190H165V189H164ZM178 190H180V189H178ZM2 191H1V193H2ZM8 191L10 192L9 189H8ZM16 191H17V189H16ZM19 191H20V189H19ZM19 191H18V192H19ZM87 191H88V190H87ZM87 191H86V192H87ZM91 191H92V190H91ZM91 191H90V192H91ZM106 191H107V190H106ZM115 191H116V190H115ZM120 191H119V192H120ZM124 191H125V190H124ZM131 191H132V190H130L129 192H131ZM165 191H166V190H165ZM26 192H27V191H26ZM46 192H47V191H46ZM55 192H56V191H55ZM84 192H85V190H84ZM84 192H83V193H84ZM96 192H97V190H96ZM116 192H117V191H116ZM134 192H135V191H133V193H134ZM159 192H160V191H159ZM5 193H6V192H5ZM5 193H4V194H5ZM11 193H12V192H11ZM16 193H17V192H16ZM36 193H37V192H36ZM61 193H62V192H61ZM71 193H72V192H71ZM81 193H82V192H81ZM87 193H88V192H87ZM87 193H85V194H87ZM92 193H95V192H92ZM111 193H112V191H111ZM111 193H110V194H111ZM140 193H142V191H141ZM140 193H139V194H140ZM175 193H176V192H175ZM4 194H2V195H4ZM7 194H8V192H7ZM19 194H22V193H19ZM19 194H18V195H19ZM32 194H33V193H30L31 196H32ZM42 194H43V193H42ZM62 194H63V193H62ZM69 194H70V193H69ZM72 194H73V193H72ZM90 194H91V193H90ZM122 194H123V193H122ZM125 194H126V193H125ZM131 194H132V192H131ZM135 194H136V193H135ZM161 194H162V193H161ZM167 194H168V193H167ZM2 195H0V196H2ZM9 195H10V194H9ZM9 195H7V198H9ZM46 195H47V194H46ZM53 195H55V194H53ZM63 195H64V194H63ZM126 195H127V194H126ZM126 195H125V196H126ZM14 196H15V195H14ZM28 196H29V194H28ZM28 196H27V197H28ZM39 196H40V195H39ZM71 196L74 197V195H71ZM86 196H87V195H86ZM86 196H85V197H86ZM91 196H92V195H91ZM97 196H98V195H97ZM138 196H139V195H138ZM169 196H170V195H169ZM169 196H168V197H169ZM10 197H11V196H10ZM19 197H20V196H19ZM34 197H35V196H34ZM132 197H133V196H132ZM134 197H135V196H134ZM140 197H141V196H140ZM162 197H163V196H162ZM162 197H160V195H159V198H162ZM172 197H173V196H172ZM172 197H171V198H172ZM20 198H21V197H20ZM43 198H44V197H43ZM43 198H41V199H43ZM48 198H49V197H48ZM95 198H96V197H95ZM111 198L113 199V197H111ZM128 198H129V194H128ZM128 198H127V199H128ZM130 198H131V197H130ZM136 198H137V197H136ZM136 198H135V199H136ZM144 198H145V197H144ZM144 198H143V199H144ZM146 198H147V197H146ZM3 199L9 201V199H6V198H3ZM14 199L16 200L17 198H14ZM33 199H34V198H33ZM58 199H59V198H58ZM60 199H61V198H60ZM60 199H59V200H60ZM75 199H76V198H75ZM90 199H91V198H90ZM90 199H89V200H90ZM112 199H110V200L112 201ZM122 199H126V198H124V196H123ZM143 199H142V200H143ZM167 199H168V198H167ZM176 199H177V198H176ZM176 199H175V202L177 201ZM5 200H3V202H5ZM27 200H28V199H27ZM36 200H37V199H36ZM38 200H40V199H38ZM44 200H45V199H44ZM50 200H51V199H50ZM55 200H56V199H55ZM59 200H58V201H59ZM72 200H74V198H73ZM95 200H96V199H95ZM95 200L93 199V201H95ZM108 200H109V199H108ZM108 200H107V201H108ZM115 200H116V199H115ZM115 200H114V201H115ZM140 200H141V199H140ZM158 200H159V199H158ZM165 200H166V197H165ZM168 200H169V199H168ZM168 200H166V201H168ZM172 200H173V198H172ZM0 201H1L0 203H2V199H0ZM34 201H35V200H34ZM34 201H33V203H35ZM42 201H43V200H42ZM64 201H65V200H64ZM69 201H70V200H69ZM76 201H78V200H76ZM82 201H83V200H82ZM82 201L79 202V204H80V203L83 204ZM101 201H102V200H101ZM101 201H100V202H101ZM114 201H113V202H114ZM118 201H119V200H118ZM123 201H124V200H123ZM159 201H160V200H159ZM161 201H162V200H161ZM166 201H165V202H166ZM170 201H171V200H170ZM178 201H179V200H178ZM178 201H177V202H178ZM12 202H13V201H12ZM19 202H20V201H19ZM39 202H40V201H39ZM47 202H49V201H47ZM55 202H56V201H55ZM97 202H98V201H97ZM97 202H95V203H97ZM102 202H103V201H102ZM104 202H105V201H104ZM109 202H110V201H109ZM115 202H116V201H115ZM115 202H114V203H115ZM119 202H120V201H119ZM131 202H132V201H131ZM141 202H142V201H141ZM148 202H149V201H148ZM148 202L146 201V203H148ZM150 202H152V201H150ZM150 202H149V203H150ZM156 202H157V201H156ZM163 202H164V201H163ZM165 202H164V204H165ZM177 202H176V204H177ZM7 203H8V202H7ZM40 203H41V202H40ZM50 203H51V201H50ZM63 203H65V202H63ZM72 203H73V202H72ZM89 203H90V202H89ZM92 203L95 204L94 202H92ZM105 203H106V202H105ZM105 203H103L102 206H103ZM110 203H111V202H110ZM122 203H125V202H122ZM160 203H161V202H160ZM173 203H174V202L172 201V204H173ZM186 203H187V202H186ZM2 204H3V203H2ZM12 204H13V203H12ZM55 204H56V203H55ZM58 204H59V203H58ZM65 204H67V203H65ZM131 204H132V203H131ZM136 204H137V203H136ZM142 204H143V202H142ZM152 204H154V203H152ZM152 204H151V205H152ZM167 204H168V202H166V206H168ZM187 204H188V203H187ZM5 205H7V204L5 203ZM8 205H9V204H8ZM10 205H11V204H10ZM14 205H16V202H15ZM36 205H37V204H36ZM38 205H39V204H38ZM38 205H37V206H38ZM53 205H54V204H53ZM59 205H61V204H59ZM63 205H64V204H63ZM86 205H87V204H86ZM114 205H115V204H114ZM125 205H126V204H125ZM158 205H159V204H158ZM162 205H163V203H162ZM178 205H179V204H178ZM178 205H177V206H178ZM2 206H3V205H2ZM26 206H27V205H26ZM33 206H34V204H33ZM33 206H32L31 209H34ZM40 206H41V205H40ZM46 206H47V205H46ZM74 206H75V205L73 204V207H74ZM82 206H84V205H82ZM82 206H81V207H82ZM90 206H92V205H90ZM95 206H96V205H95ZM95 206H94V207H95ZM138 206H139V203H138ZM138 206H135V207H138ZM166 206H165V207H166ZM175 206H176V205H175ZM177 206H176V207H177ZM3 207H4V206H3ZM9 207H10V206H9ZM12 207H13V206H12ZM15 207H16V206H15ZM15 207H13V208H15ZM19 207H20V206H19ZM27 207H28V206H27ZM29 207H30V206H29ZM41 207H42V206H41ZM47 207H48V206H47ZM50 207H51V206H50ZM50 207H49V208H50ZM64 207H65V206H64ZM70 207H71V206H70ZM110 207H111V206H110ZM110 207H108V208H110ZM114 207H116V205H115ZM127 207H128V206H127ZM140 207H141V209H142V207H145V206L140 205V206H139V209H140ZM158 207H159V206H158ZM163 207H164V206H163ZM171 207L173 208V206H171ZM16 208H18V207H16ZM38 208H39V207H38ZM45 208H46V207H45ZM51 208H52V207H51ZM68 208H69V206H68ZM71 208H72V207H71ZM71 208L68 209V210L70 211ZM84 208H85V207H84ZM84 208H83V209H84ZM96 208H97V207H96ZM104 208H105V207H104ZM130 208H132V207H130ZM153 208H154V207H153ZM155 208H156V207H155ZM159 208H160V207H159ZM159 208H158V209H159ZM179 208H180V206H179ZM0 209H2V208H0ZM5 209H7V208H5ZM47 209H48V208H47ZM62 209L64 210L63 207H62ZM78 209H79V207H78ZM83 209H82V210H83ZM92 209H93V208H92ZM106 209H107V207H106ZM110 209H111V208H110ZM110 209H109V210H110ZM168 209H171V208L168 207ZM174 209H176V208H174ZM180 209H181V208H180ZM180 209H179V210H180ZM13 210H14V209H13ZM21 210H22V208H21ZM21 210H20V211H21ZM36 210H37V209H36ZM36 210H34V211L36 212ZM39 210H40V209H39ZM75 210H76V209H75ZM80 210H81V208H80ZM87 210H88V208H87ZM144 210H145V208H144ZM185 210H186V209H185ZM1 211H3V209H2ZM1 211H0V212H1ZM11 211H12V210H11ZM28 211H29V210H28ZM40 211H41V210H40ZM72 211H73V210H72ZM96 211L98 212V211H99V208H98V210L96 209ZM96 211H95V212H96ZM110 211H112V209H111ZM121 211H122V210H121ZM121 211H120V214H122ZM130 211H131L130 213H132V209H131ZM139 211H140V210H139ZM148 211H149V210H148ZM160 211H161V210H160ZM173 211H174V210H173ZM182 211H183V210H182ZM182 211H180V213H181ZM187 211H188V210H187ZM189 211H190V208H189ZM3 212H4V211H3ZM8 212H10V211H8ZM8 212H6V213H8ZM51 212H52V209H51ZM54 212H55V211H54ZM70 212H71V211H70ZM84 212H85V210H84ZM84 212H83V213H84ZM95 212H94V213H95ZM101 212H102V211H101ZM101 212H100V213H101ZM145 212H146V211H145ZM153 212H154V211H153ZM183 212H185V211H183ZM183 212H182V213H183ZM28 213H30V212H28ZM28 213H27V214H28ZM33 213H34V212H33ZM55 213H56V212H55ZM74 213H77V212L74 211L72 214H74ZM80 213H82V212H80ZM110 213H112V212H110ZM113 213H114V212H113ZM141 213H144L143 210L141 211ZM178 213H179V212H178ZM9 214H10V213H8V217L10 216ZM65 214H66V213H65ZM77 214H78V213H77ZM88 214H89V213H88ZM92 214H93V213H92ZM92 214H89V215L91 216ZM120 214H116V215L118 216V215H120ZM144 214L146 215V213H144ZM185 214L187 215L186 212H185ZM11 215H13V214H11ZM20 215H22V214H20ZM20 215H19V216H20ZM25 215H26V214H24V216H25ZM29 215H30V214H29ZM31 215H32V214H31ZM44 215H45V214H44ZM89 215H88V217H90ZM93 215H94V214H93ZM97 215H98V213H97ZM130 215H131V214H130ZM130 215H129V216H130ZM141 215H142V214H141ZM159 215H160V214H159ZM159 215H158V216H159ZM180 215H181V214H180ZM182 215H183V214H182ZM182 215H181L180 217H182ZM189 215H190V214H189ZM189 215H188V216H189ZM191 215H192V214H191ZM5 216H7V214H6ZM5 216H4V217L1 216V217L5 219ZM15 216H16V215H15ZM24 216H23V217H24ZM32 216H33V215H32ZM40 216H41V215H40ZM74 216H75V215H74ZM83 216H84V215H83ZM110 216H111V215H110ZM114 216H115V215H114ZM129 216H128V217H129ZM132 216H133V215H132ZM132 216H131V217H132ZM142 216H143V215H142ZM152 216H153V213L151 214V218H154V217H152ZM193 216H194V215H193ZM12 217H13V216H12ZM16 217H17V216H16ZM26 217H27V215H26ZM50 217H51V216H50ZM65 217H66V216H65ZM92 217H93V216H92ZM191 217H192V216H190V218H191ZM56 218H57V217H56ZM96 218H97V217H96ZM111 218H113V217H111ZM119 218H120V221H121V219H123V214H122V217H119ZM125 218H127V216H125ZM129 218H130V217H129ZM133 218H134V216H133ZM143 218H144V217H143ZM156 218H157V217H156ZM156 218H155V219H156ZM10 219H11V218H10ZM12 219H13V218H12ZM20 219H21V218H20ZM34 219H36V218H34ZM37 219H38V217H37ZM58 219H59V218H58ZM68 219H69V217H68ZM72 219L74 220L75 218H72ZM86 219H87V221H88V218H87V217H86ZM114 219H115V218H114ZM116 219H117V218H116ZM131 219H132V218H131ZM155 219H154V223H155ZM181 219H182V218H181ZM1 220H2V219H1ZM6 220H7V218H6ZM13 220H15L14 222H17V219H13ZM13 220H12V221H13ZM47 220H48V219H45L44 221H47ZM61 220H63V219H61ZM64 220H65V219H64ZM66 220H67V219H66ZM73 220H72V221H73ZM83 220H84V219H83ZM100 220H101V219H100ZM123 220H124V219H123ZM159 220H160V219H159ZM191 220H192V218H191ZM194 220H197V219H194ZM2 221H3V220H2ZM4 221H5V220H4ZM12 221H11L10 223H12ZM35 221H36V220H35ZM42 221H43V220H42ZM49 221H50V219H49ZM70 221H71V219H70ZM72 221H71V222H72ZM75 221H78V220H75ZM102 221H103V220H102ZM115 221H116V220H115ZM115 221H114V222H115ZM125 221H126V219H125L123 222H125ZM139 221L142 222V220H140V219H139ZM156 221H158V220L156 219ZM8 222H9V220H8ZM14 222H13V223H14ZM20 222H21V221H20ZM22 222H23V221H22ZM22 222H21V223H22ZM38 222H39V221H38ZM47 222H48V221H47ZM59 222L61 223V221H59ZM64 222H65V221H64ZM81 222H82V221H81ZM110 222H111V220H110ZM3 223H4V222H3ZM13 223H12V225H13ZM18 223H19V222H18ZM68 223H69V220H68ZM73 223H74V221H73ZM89 223H90V222H89ZM98 223H99V222H98ZM103 223H104V222H103ZM127 223H128V222H127ZM127 223H126V224H127ZM150 223H152L151 220H150ZM4 224H5V223H4ZM4 224H3V225H4ZM16 224H17V223H16ZM16 224L14 223V225H16ZM31 224H32V223H31ZM75 224H76V223H75ZM77 224H78L77 226H80L79 223H77ZM96 224H97V223H96ZM104 224H106V223H104ZM110 224H113V222L110 223ZM114 224H115V223H114ZM146 224H148V223H146ZM162 224H163V223H162ZM191 224H193V223H191ZM195 224H197V223L195 222ZM14 225H13V226H14ZM33 225H34V224H33ZM46 225H47V224H46ZM83 225H85V223H84ZM97 225H100V223L97 224ZM101 225H102V223H101ZM101 225H100V226H101ZM175 225H176V224H175ZM197 225H199V224H197ZM21 226H22V225H21ZM26 226H27V225H26ZM42 226H45V224H44V225L42 224ZM56 226H58V225H56ZM66 226H67V225H66ZM77 226H76V228H77ZM93 226H94V224H93ZM105 226H106V225H105ZM119 226H120V225H119ZM132 226H133V225H132ZM138 226H139V225H138ZM152 226H153V225H152ZM188 226H189V225H188ZM30 227L32 228V226H30ZM40 227H41V226H40ZM40 227H39V228H40ZM48 227H49V224H48ZM50 227H51V226H50ZM59 227H60V226H59ZM68 227H71V226H68ZM68 227H67V228H68ZM81 227L84 229V227H86V226H84V227L81 226ZM81 227H79V228H81ZM91 227H92V226H91ZM94 227H96V229L98 228L97 226H94ZM102 227H103V226H102ZM117 227H118V225H117ZM120 227H123V226H120ZM162 227H163V226L161 225V229L159 228L160 230H159L158 227H157V229H158L159 232L162 230ZM182 227H183V226H182ZM192 227H193V226H192ZM195 227H196V226H195ZM39 228H36V229L38 230ZM132 228H133V227H132ZM169 228H171V227H169ZM178 228L180 229V227H178ZM5 229H6V228H5ZM17 229H18V228H17ZM17 229H15V231H16ZM20 229H22V228L20 227ZM27 229H28V228H27ZM36 229L34 230L35 232H36ZM42 229H43V228H42ZM48 229H49V228H48ZM59 229H60V228H59ZM68 229H69V228H68ZM105 229H107V228H105ZM108 229H109V228H108ZM116 229H117V228H116ZM116 229H114V230L111 229V230H112V231H115ZM141 229H142V228H141ZM141 229H140V230H141ZM194 229H195V228H194ZM7 230H9V228H8ZM28 230H30V228H29ZM40 230H41V229H40ZM46 230H47V229H46ZM54 230H55V229H54ZM69 230H70V229H69ZM84 230H87V228L84 229ZM92 230H93V228H92ZM97 230H98V229H97ZM120 230H123V229L120 228ZM126 230H127V229H126ZM11 231H14V230L11 229ZM17 231H18V230H17ZM19 231H20V230H19ZM32 231H33V230H32ZM41 231L44 232V230H41ZM58 231H59V230H58ZM62 231H63V229H62ZM72 231H73V230H72ZM72 231H71V232H72ZM88 231H89V230H88ZM93 231H95V230H93ZM93 231H92V232H93ZM103 231H104V230H103ZM107 231H108V230H107ZM109 231H110V230H109ZM112 231H111V232H112ZM132 231H133V229H132ZM137 231H138V230H137ZM179 231H180V230H179ZM1 232H2V231H1ZM9 232H10V230H9ZM52 232H53V231H52ZM64 232H66V230H65ZM75 232H78V231H75ZM80 232H81V230H80ZM124 232H125V231H124ZM149 232H150V230H149ZM152 232H153V231H152ZM162 232H163V231H161V233H162ZM46 233H47V232H46ZM60 233H63V232H60ZM67 233H68V232H67ZM67 233H66V234H67ZM69 233H70V232H69ZM82 233H83V232H82ZM85 233H86V231H85ZM97 233H98V231H97ZM97 233H96V234H97ZM106 233H107V232H106ZM115 233H116V231H115ZM115 233H112V236H113V234L115 235ZM121 233H123V232H121ZM137 233H138V232H137ZM150 233H151V232H150ZM182 233H183V231H182ZM12 234H13V233H12ZM34 234H37V233H33L32 235H34ZM39 234H40V233H39ZM41 234H42V233H41ZM52 234H53V233H52ZM64 234H65V233H64ZM64 234H63V235H64ZM75 234H76V233H75ZM80 234H81V233H80ZM87 234H89V233L87 232ZM104 234H105V232H104ZM108 234H109V233H108ZM108 234H107V235H108ZM130 234H131V233H130ZM134 234H135V233H134ZM153 234H154V233H153ZM185 234H186V233H185ZM5 235H6V233H5ZM8 235H9V234H8ZM8 235H7V236H8ZM13 235H14V234H13ZM29 235H30V238H31V234H30V233H29ZM43 235H44V234H43ZM43 235H42V236H43ZM60 235H61V234H60ZM73 235H74V234H73ZM77 235H78V234H77ZM77 235H76V238L78 237ZM89 235H90V234H89ZM100 235H103V233H100ZM100 235H99V237H100ZM107 235H105V236H107ZM116 235H117V234H116ZM116 235H115V236H116ZM121 235H122V234H121ZM124 235H125V234H124ZM140 235H141V234H140ZM140 235H139V236H140ZM155 235H156V234H155ZM159 235H161V234H159ZM186 235H187V234H186ZM15 236H16V233H15ZM26 236L28 237V233L26 234ZM38 236H41V235H38ZM38 236H37V237H38ZM42 236H41V237H42ZM53 236H54V235H53ZM66 236H67V235H66ZM81 236H83V235H81ZM81 236H79V237H81ZM90 236H91V235H90ZM109 236L111 237V235H109ZM122 236H123V235H122ZM149 236H150V234H149ZM161 236H163V235H161ZM170 236H171V235H170ZM182 236H183V235H182ZM182 236H178V237H182ZM10 237H11V236H10ZM44 237H45V236H44ZM48 237H49V236H48ZM50 237H52V236H50ZM67 237H68V236H67ZM69 237H70V236H69ZM73 237H75V236H72V238H73ZM86 237H87V236H86ZM93 237H94V236H93ZM133 237H134V236H133ZM12 238H14V236H12ZM12 238H11V240H12ZM28 238H29V237H28ZM32 238H33V237H32ZM60 238H61V237H60ZM63 238H64V237H63ZM65 238H66V237H65ZM84 238H85V237H84ZM90 238H91V237H90ZM94 238H95V237H94ZM100 238H102V237H100ZM107 238H108V236H107ZM112 238H113V237H111V239H112ZM135 238H140V237H136V236H135ZM154 238H155V237H154ZM48 239H49V238H48ZM57 239H58V238H57ZM78 239H79V238H78ZM87 239H88V238H87ZM87 239H85V240H87ZM91 239H92V238H91ZM103 239H105V238H103ZM103 239H102V240H103ZM123 239H124V238H123ZM127 239H128V238H127ZM127 239H126V240H127ZM130 239H131V238H130ZM133 239H134V238H133ZM148 239H149V238H148ZM148 239H147V240H148ZM156 239H157V238H156ZM156 239H155V240H156ZM159 239H160V238H159ZM8 240H9V239H8ZM30 240H31V239H30ZM50 240H51V239H50ZM62 240H63V239H62ZM81 240H82V239H81ZM112 240H113V239H112ZM138 240H139V239H138ZM150 240H151V239H150ZM155 240H153V241H155ZM164 240H166V239H164ZM179 240H181V239H179ZM21 241H22V240H21ZM47 241H48V240H47ZM55 241H56V240H55ZM58 241H59V239H58ZM64 241H65V240H64ZM64 241H63V242H64ZM70 241H71V240H70ZM89 241L91 242V240H89ZM109 241H110V240H109ZM109 241H108V242H109ZM128 241H129V240H128ZM131 241H132V240H131ZM131 241H130V242H131ZM134 241H135V240H134ZM159 241H160V240H159ZM9 242H12V241H9ZM19 242H20V240H19ZM23 242H24V239H23ZM38 242H39V241H38ZM43 242H44V241H43ZM63 242H62V244L64 245L65 243H63ZM65 242H66V241H65ZM67 242H68V241H67ZM87 242H88V241H87ZM90 242H89V243H90ZM97 242H98V241H97ZM99 242H101V241H99ZM110 242H111V241H110ZM122 242L124 243V242H126V241L123 240ZM157 242H158V240H157ZM175 242H176V240H175ZM3 243H4V242H3ZM21 243H22V242H21ZM21 243H20V245H22ZM70 243H72V242H70ZM78 243L81 244L82 241H80V242H78ZM83 243H84V242H83ZM95 243H96V242H95ZM123 243H121V244H123ZM128 243H129V242H128ZM149 243H150V245H151V242H149ZM158 243H159V242H158ZM7 244H8V243H7ZM13 244H14V242H13ZM23 244H27V243H23ZM54 244H55V243H54ZM75 244H76V243H75ZM84 244H85V243H84ZM91 244H92V243H91ZM91 244H90V245H91ZM98 244H100V243H98ZM103 244H104V243H103ZM103 244H102V245H103ZM108 244H109V243H108ZM108 244H107V245H108ZM112 244H113V243H112ZM112 244H111V245H112ZM115 244H116V243H115ZM117 244H118V243H117ZM121 244H120V246H121ZM153 244H156V243H153ZM2 245H3V244H2ZM8 245H10V244H8ZM32 245H33V244H32ZM34 245H35V244H34ZM70 245H72V244H70ZM73 245H74V243H73ZM73 245H72V246H73ZM77 245H78V244L74 245V247H76ZM102 245H101V246H102ZM150 245H149V246H150ZM24 246H25V245H24ZM28 246H29V245H28ZM28 246H27V247H28ZM35 246H36V245H35ZM37 246H38V245H37ZM51 246H52V245H51ZM108 246H109V245H108ZM118 246H119V245H118ZM154 246H155V245H154ZM157 246L159 247V245H157ZM0 247H1V246H0ZM2 247H3V246H2ZM14 247H15V246H14ZM14 247H12V248H14ZM19 247H20V246H19ZM25 247H26V246H25ZM31 247H32V246H30L29 248L31 249ZM38 247H40V246H38ZM64 247H65V246H64ZM64 247H63V250L65 251V249H66L67 247L69 248V245L66 246L65 249H64ZM86 247H87V245H86ZM93 247H95V246H93ZM104 247H105V246H104ZM106 247H107V246H106ZM109 247H110V246H109ZM114 247H115V246H114ZM131 247H132V246H131ZM145 247H146V246H145ZM158 247H157V248H158ZM21 248H22V247H21ZM42 248H43V247H41L40 250H41ZM50 248H51V247H50ZM56 248H60V247H56ZM78 248H80V247H78ZM88 248H89V250H90V246H89ZM88 248H87V249H88ZM100 248H101V247H100ZM102 248H103V246H102ZM119 248H120V247H119ZM127 248H128V247H127ZM141 248H143V247H141ZM148 248H149V247H148ZM151 248H152V247H151ZM151 248H150V250H151ZM7 249H8V248H7ZM19 249H20V248H19ZM33 249H34V248H33ZM38 249H39V248H38ZM71 249H72V248H71ZM76 249H77V248H76ZM91 249L93 250L92 247H91ZM105 249H106V248H105ZM113 249H114V248H113ZM132 249H133V248H132ZM139 249H140V248H139ZM158 249H159V248H158ZM3 250H5V249H3ZM28 250H29V249H28ZM35 250H36V249H35ZM35 250H33V251H35ZM54 250H55V249H54ZM72 250H73V249H72ZM72 250H70V251H72ZM83 250H84V249H83ZM83 250H82V251H83ZM89 250H87V251H89ZM92 250H91V251H92ZM94 250H96V249L94 248ZM99 250H100V249H99ZM110 250H111V248H110ZM116 250H117V249H116ZM129 250H130V249H129ZM133 250H134V249H133ZM143 250H145V249H143ZM1 251H2V250H1ZM30 251H31V250H30ZM44 251H45V250H44ZM67 251H68V250H67ZM76 251H77V250H76ZM117 251H119V250H117ZM127 251H128V250H127ZM146 251H148V250H146ZM40 252H41V251H39V253H40ZM45 252H46V251H45ZM45 252H44V253H45ZM47 252H48V251H47ZM47 252H46V253H47ZM74 252H75V250H74ZM74 252H72L73 255H74ZM85 252H86V249H85ZM85 252H84V254H85ZM106 252H107V253H109V252L111 253V251H109V252L106 251ZM115 252H116V251H115ZM122 252H123V251H122ZM122 252H121V253H122ZM134 252H135V251H134ZM136 252H137V251H136ZM15 253H16V252H15ZM32 253H33V252H32ZM78 253H79V252H78ZM82 253H83V252H82ZM89 253H91V252H89ZM93 253H94V252H93ZM93 253H91V254H93ZM96 253H97V252H96ZM100 253H103V251L100 250ZM112 253H113V252H112ZM126 253H127V252H126ZM141 253H142V250H141ZM47 254H48V253H47ZM61 254H62V253H61ZM61 254H60V255H61ZM63 254H64V252H63ZM68 254H69V253H68ZM68 254H67V255H68ZM97 254H98V253H97ZM119 254H120V253H119ZM127 254H128V253H127ZM132 254L134 255L133 252H132ZM132 254L130 253V254H128V255H132ZM137 254H138V253H137ZM142 254H143V253H142ZM142 254H141V257L144 256L145 253H144L143 255H142ZM225 254H226V253H225ZM225 254H223V255H225ZM1 255H3V254H1ZM32 255H34V254H32ZM43 255H44V254H43ZM85 255H86V254H85ZM103 255H104V254H103ZM103 255H102V256H103ZM121 255H124V254H120V256H121ZM133 255H132V256H133ZM7 256H8V255H7ZM26 256H27V254H26ZM61 256H62V255H61ZM75 256H76V255H75ZM80 256H81V255H80ZM80 256H79V257H80ZM88 256H90V254H89ZM95 256L97 257V256H101V255L98 254V255H95ZM107 256H109V255H107ZM111 256H112V255H111ZM116 256H117V255H116ZM116 256H115V257H116ZM120 256H117V257L119 258ZM124 256H125V255H124ZM124 256H123V257H124ZM135 256H138V255H135ZM260 256H261V255H260ZM0 257H1V256H0ZM2 257H3V256H2ZM2 257H1V258H2ZM13 257H14V256H13ZM34 257H35V256H34ZM37 257H38V255H37ZM63 257H66V254H65V256L63 255ZM71 257H72V255H71ZM77 257H78V256H77ZM81 257L83 258L84 255L81 256ZM91 257H92V256H91ZM96 257H95V258H96ZM133 257H134V256H133ZM144 257H145V256H144ZM144 257H143V259L145 260V258H146L147 256H146L145 258H144ZM150 257H151V256H150ZM8 258H10V257H8ZM11 258H12V257H11ZM99 258H100V257H99ZM108 258H109V257H108ZM111 258H112V257H111ZM118 258H117V259H118ZM130 258H132V257H130ZM136 258H138V257H136ZM193 258H194V257H193ZM224 258H225V257H224ZM256 258H257V257H256ZM3 259H4V257H3ZM19 259H20V258H19ZM27 259H28V258H27ZM29 259H30V258H29ZM37 259H38V258H37ZM100 259H101V258H100ZM100 259H99V260H100ZM112 259H113V258H112ZM134 259H135V258H134ZM1 260H2V259H1ZM4 260H6V259H4ZM14 260H16V259H14ZM32 260H33V259H32ZM97 260H98V259H97ZM101 260H102V259H101ZM103 260H104V259H103ZM108 260H109V259H108ZM131 260H132V259H131ZM140 260H141V259H140ZM146 260H147V259H146ZM187 260H188V259H187ZM214 260H215V259H214ZM7 261H8V259H7ZM62 261H63V260H62ZM91 261H92V260H91ZM116 261H119V260H116ZM147 261H148V260H147ZM147 261H146V263H148ZM153 261H154V260H153ZM212 261H213V259H212ZM3 262H4V261H3ZM3 262H0V263H3ZM11 262H12V261H11ZM33 262H34V261H33ZM37 262H38V261H37ZM40 262H41L42 264H55V263H54V260L51 259V258H42ZM108 262H110V260H109ZM6 263H7V262H6ZM6 263H4V264H6ZM13 263H14V261H13ZM31 263H32V261H31ZM77 263H79V262H77ZM81 263H82V261H81ZM85 263H86V262H85ZM87 263H88V262H87ZM101 263H102V262H101ZM103 263L106 264L105 262H103ZM118 263H120V262H118ZM133 263H135V261H133ZM141 263H142V262H141ZM183 263H184V262H183ZM190 263H191V262H190ZM193 263H194V262H193ZM196 263H197V262H196ZM18 264H20V263H18ZM22 264H23V263H22ZM25 264H26V263H25ZM32 264H34V263H32ZM71 264H72V263H71ZM75 264H76V263H75ZM82 264H83V263H82ZM108 264H110V263H108ZM143 264H145V263L143 262ZM154 264H155V263H154Z\"/></svg>", "mask_w": 264, "mask_h": 264}]
</instances>
